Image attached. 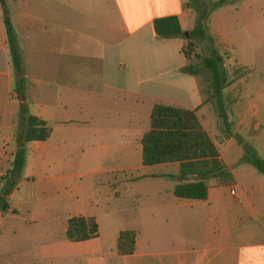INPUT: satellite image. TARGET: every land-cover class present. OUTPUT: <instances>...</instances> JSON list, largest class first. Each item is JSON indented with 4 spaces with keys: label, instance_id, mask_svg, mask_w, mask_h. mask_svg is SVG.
Returning <instances> with one entry per match:
<instances>
[{
    "label": "crops",
    "instance_id": "obj_1",
    "mask_svg": "<svg viewBox=\"0 0 264 264\" xmlns=\"http://www.w3.org/2000/svg\"><path fill=\"white\" fill-rule=\"evenodd\" d=\"M185 1L59 0L53 12L50 1L43 0L36 3L43 16L32 9L7 13L20 57L22 98L14 92L0 12V176L17 148L19 103L49 127L44 140L23 145L24 164L7 196L8 209L0 212V232L24 238L26 245L0 247V264H264V175L248 162L246 151L249 147L264 159L261 0H222L207 18L228 75L222 89L230 99L227 137L207 99L205 72L185 67L183 37L161 38L152 30L153 18L176 15L186 36L195 12L188 23ZM238 66L250 70L232 79L231 69ZM153 103L194 110L231 183L209 177L204 199L178 198L172 193L176 162L142 165L141 158L133 160L134 153L140 155L139 139ZM65 169L75 172L54 176ZM102 172H120L118 181L142 183L133 193L140 203L124 218L126 224H117L114 209L101 211L95 203L73 200L63 214L36 215L57 210L56 200L31 199V188L51 195L76 188L69 179L81 173ZM23 184L27 190L15 195ZM12 196L28 212L32 208L29 216H19ZM72 215L94 217L97 236L65 239L64 220ZM14 218L23 223L9 222ZM121 230L135 233L131 253L117 254Z\"/></svg>",
    "mask_w": 264,
    "mask_h": 264
},
{
    "label": "trees",
    "instance_id": "obj_2",
    "mask_svg": "<svg viewBox=\"0 0 264 264\" xmlns=\"http://www.w3.org/2000/svg\"><path fill=\"white\" fill-rule=\"evenodd\" d=\"M217 0L208 7L205 1L193 2L188 5L195 12V20L187 36H183L176 15L159 16L152 19L151 26L155 35L161 38L175 36L183 37L181 53L189 59V52L200 45L202 53H196L199 66H187L195 73L203 70L209 94L212 101L219 129L223 137L230 135V123L227 121V108L230 99L222 95V89L227 83V73L222 66L223 56L218 53L212 36L207 31V18L210 10L221 4ZM0 5H3L0 0ZM5 39L13 68L14 92L22 98L23 77L21 74L20 57L17 50L15 34L5 9L2 8ZM250 69L244 66L233 67L232 79L246 74ZM148 126L139 139L140 158L142 165H153L166 162L178 164V182L172 193L178 198L204 199L206 196V179L214 177L221 185L231 183L232 176L218 159L217 151L200 125L194 110L161 103H153L148 113ZM49 134L46 123L27 114L26 106L19 103V128L15 132L17 148L5 173L0 176V212L8 209L7 196L18 183L24 164V147L29 141H42ZM238 140V138H237ZM248 162L264 175V159L256 157L254 152L246 147ZM12 211V209H10ZM97 236V223L92 216L72 215L64 220L65 239L78 242ZM135 233L132 230H121L115 240L117 254L131 253L134 249Z\"/></svg>",
    "mask_w": 264,
    "mask_h": 264
},
{
    "label": "rangeland",
    "instance_id": "obj_3",
    "mask_svg": "<svg viewBox=\"0 0 264 264\" xmlns=\"http://www.w3.org/2000/svg\"><path fill=\"white\" fill-rule=\"evenodd\" d=\"M43 0H2L3 5H0V12L2 13V8L5 9L6 13L12 14L16 13L17 11H27L28 9L34 10L37 14L43 16V7L37 6L36 3L42 2ZM49 6L51 10L56 11L58 9L59 0H49ZM196 2L205 1L207 6L209 7L210 4L217 0H194ZM186 5H190L193 3L191 0H186ZM261 5V11L259 16L262 18L264 17V0L259 2ZM187 5V6H188ZM186 15L188 17V23H193L191 21V17L194 15V11L191 7L188 6L186 10ZM190 19V21H189ZM187 36V35H186ZM185 36V37H186ZM263 46V45H262ZM261 46V47H262ZM196 53L199 55L202 53V49L200 45L194 48L193 52H189V59L186 60V66H199V59L195 56ZM195 54V55H194ZM198 61V62H197ZM209 94V93H208ZM207 94V96H208ZM135 158H140L139 152L134 153L133 160ZM70 172H75L69 169H65L61 171V173H57L54 176H58L60 174H69ZM123 174L120 172L117 173H94V174H80L73 179H69L67 177L65 181L69 179L70 183H74L76 188L70 189L68 186L65 189H57L56 191L52 192L51 195L45 190L41 188H31L32 198L35 200L43 201L47 198L56 200V209L57 210H42L37 211V216H44L47 213L54 212L56 215L63 214L64 211L67 212L68 210V203L71 200L73 201H81L84 205H90V203H95L99 210H103L104 208L114 209L117 218V224L119 222L125 223V219L130 217L131 214L134 213V209L136 208V204L139 205L140 203V196L133 197V193L135 191L139 192L137 186L142 184L141 182H128L124 183L123 181H118V179ZM41 176V175H36ZM19 179V178H18ZM43 181L38 180V185L42 184ZM41 187V186H40ZM27 186L25 184L16 192L15 195H21L24 191L27 190ZM119 192L118 193H116ZM73 195V196H72ZM10 203L12 206L16 207L18 210V214L20 217H27L32 212H28L27 207L25 205H21L16 197H11ZM52 216V215H46ZM11 223H23L22 221L17 220L16 218L9 220ZM122 224V223H121ZM21 244L26 245V239H18L15 237L13 239L12 235L7 232H0V247L3 246H20ZM3 257L5 255H2ZM13 257V255L9 254V258Z\"/></svg>",
    "mask_w": 264,
    "mask_h": 264
},
{
    "label": "water",
    "instance_id": "obj_4",
    "mask_svg": "<svg viewBox=\"0 0 264 264\" xmlns=\"http://www.w3.org/2000/svg\"><path fill=\"white\" fill-rule=\"evenodd\" d=\"M184 34L187 35V32H185Z\"/></svg>",
    "mask_w": 264,
    "mask_h": 264
}]
</instances>
